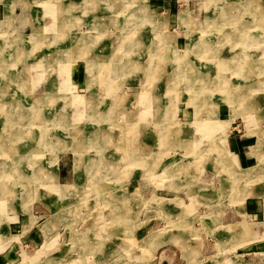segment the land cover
Instances as JSON below:
<instances>
[{
  "label": "rangeland",
  "instance_id": "1",
  "mask_svg": "<svg viewBox=\"0 0 264 264\" xmlns=\"http://www.w3.org/2000/svg\"><path fill=\"white\" fill-rule=\"evenodd\" d=\"M0 1L6 5L4 23L8 24L13 16V12L10 14L8 11L12 10L14 1ZM31 1L33 5L31 27H35L36 23L46 22V33L42 41L45 45L60 37L68 39L76 37L71 34L73 29L76 30V27L73 28L78 18L76 8L83 5L70 4V8H75L76 11L74 16H69L67 23L70 22L68 26L70 25L71 30L66 33L64 27L52 26L59 19L61 24L66 26L67 23L62 22V18L49 21L50 13H47L46 17L36 16L35 12L41 10L46 3L58 0ZM80 1L71 0V3ZM231 1L254 4L236 18L240 19L239 22L245 23L247 28L245 34L235 29L232 20L223 19L219 23L214 17L206 18L204 25L206 9L203 0H133V2L118 0L121 8L115 7L112 0L103 3L99 1L90 9L92 14L87 15L89 16L87 28L84 26L77 28L80 30L79 33H82L81 37L87 34L91 36L89 31L92 33L90 41V45H94L92 51L102 55L96 60L90 55L91 50L88 48L83 50V46L79 52H73L75 43L67 40L68 42L60 48L62 51L59 54L62 58H52L53 60L45 64V56H42L27 63L25 56L28 48L13 44L12 32L7 33V37L11 36V39L9 38V41L7 37L5 39L12 45H6L5 50L9 54L17 53L19 64L31 68L26 71L29 77L23 79L19 86L9 83L7 86L1 81L4 77L0 73V104H5L0 110V164L4 163L7 166L9 164L10 167L13 162L18 161L19 155L15 154V148L26 143L24 138L28 136L30 148L42 149L44 160L49 158L52 160L48 167L44 165L38 167L44 170L43 175L48 173L52 178L50 183L56 180L58 186L50 189L47 188L48 182L46 184L44 180H31L30 187L20 195L21 200L12 196L13 199L10 197L12 205L1 203L0 236H5V240L0 241V248L9 242L10 234L20 233V225L29 223L26 221L27 214L17 207L22 203L25 205L30 200L32 214L39 218L33 220L31 224L36 235L34 245L26 249L28 252L22 250L20 264H184V257L188 264H192V259L199 252L195 258L198 264H235L230 259H238L242 264H264L263 198L254 199L259 200L262 207L248 217L249 222L254 223V232L263 231L261 236L245 242V245H239L238 250L233 253L227 249L223 254V251L219 252L217 243L208 237L212 235L207 234L218 228L222 229L217 221L220 213L223 212L226 221L235 217L234 212L244 218L246 215L243 211L244 200L248 196L264 197V50H262L264 16L256 20L257 13L262 10L264 12V0H220L213 8L216 9L218 5ZM206 7H209L208 3ZM87 8L89 9V6L81 11L87 13L89 11ZM132 9L135 11L141 9L140 15L135 12L129 14L128 11ZM236 11L232 8L230 13ZM179 14L181 19L178 18ZM141 15L145 19L140 24L130 26L125 22L129 18L139 20ZM42 17L46 18L42 20ZM136 20L135 23L139 22ZM113 21H119L120 25L116 26ZM95 26L98 28L96 31L92 29ZM194 30L209 32L203 34L206 35V39L199 34L200 41L209 42L208 50L212 57L208 61L199 57L202 51H196V55L193 56L188 50L190 48L188 45L196 43L197 40H193L194 35L198 36ZM187 31L193 32V35ZM122 39L127 41H125L127 46H121L119 55L117 50ZM38 41L39 39L37 43ZM41 46L44 51L45 46ZM154 47L162 54L163 62L166 60L167 62L164 63L165 68L160 69V73L153 74L156 72L154 68L149 69L150 75H153L149 79L153 83H149L147 68L153 58L151 50ZM65 53L73 56L63 58ZM5 57H8L6 52ZM220 57L226 59V68L229 72L224 66H219ZM236 57L238 59L233 60ZM185 58L193 59L189 64L192 68L191 73L194 71L196 73L197 70L201 74L204 72L206 80L204 85L197 84L195 88L185 86L187 91L183 87L186 80L185 83L179 81L170 84L175 78L170 75V70H174L178 65L174 60ZM89 60L96 61L93 71L87 69L85 61ZM63 61L72 66L70 69L68 67L67 75L64 74ZM231 61H235L233 62L235 64ZM111 62L115 69L114 78L119 80L117 89L119 93L115 98L113 91L110 93L108 87L112 77ZM6 63L7 59H3L2 64ZM241 70L243 73L239 76ZM238 71L239 74H234ZM4 73L6 71H3ZM220 78L224 79L225 84L219 80ZM87 84L93 87L89 88L90 93L86 91ZM228 85L240 89L239 91L231 89L235 93L242 92L243 89L245 97L241 98L240 95L243 93H240L238 98L236 97L237 100L232 101L233 104L228 102L224 96ZM20 86L28 92L29 97L37 95L52 98L48 103L38 102V107L50 116H59V121L55 118L53 121L49 120L47 137L51 145L59 138L66 150L61 151L55 145L43 148L35 144V125L25 127L23 122L13 121L12 117L17 116L18 108L9 106L16 105L19 101L17 90L10 92V89ZM259 86L261 87L255 90ZM93 93L96 95L95 98H92ZM71 98L74 100L77 98L79 104ZM114 99L117 112L110 113V116L108 110L113 106ZM192 103L209 109L211 113L204 111L196 113ZM118 107H121L119 112ZM108 115L111 118L106 117ZM152 115L158 117L153 118ZM154 120L157 121L156 125ZM199 120H205L206 125L201 127ZM23 133L25 137L18 139L17 135ZM230 152L236 154L239 159L237 165ZM39 158L40 156H36L35 159ZM57 164L62 168L59 180ZM97 185L103 188V195L95 194ZM220 187H226V191L229 189L228 195L224 198L219 194ZM192 194L198 198L193 204L196 209L189 206ZM175 195L182 197V201L180 198H168ZM22 196L27 201L22 200ZM200 196L206 198L216 196L215 203L219 205L220 210L216 208L212 210L213 205L199 201L203 200ZM232 196L236 198L234 204L232 203L236 208L234 212L231 205L229 206ZM112 197L118 200V207L108 203L107 200ZM119 208L121 212L118 211ZM15 213V222L9 223L12 219L8 217ZM208 213L213 214L207 215ZM206 217L210 218V225L214 226V223H217L213 228L209 227L207 233L199 220ZM7 218V221H1ZM240 228L241 226L238 230ZM18 238L21 239L20 236ZM12 245L18 246V244L7 246ZM170 256L172 261L169 259ZM44 260L46 262H43ZM220 260L223 262L220 263ZM5 262L13 264V259Z\"/></svg>",
  "mask_w": 264,
  "mask_h": 264
},
{
  "label": "bare ground",
  "instance_id": "2",
  "mask_svg": "<svg viewBox=\"0 0 264 264\" xmlns=\"http://www.w3.org/2000/svg\"><path fill=\"white\" fill-rule=\"evenodd\" d=\"M83 1H85L84 2V4H82L83 3ZM99 1H101L102 3L103 2H106L107 0H81L79 3L78 2H76V3H74V2H72L71 3V5L72 6H79V5H83L82 7H83V9H85L86 7H88L89 6V9L87 8V10H89V11H87V13L88 14H90L91 13V11L92 10H90L97 2H99ZM123 1H125V0H121V2H123ZM204 1V5H205V9H206V15H205V20H204V25H205V22H206V18H209V19H211V18H213L214 17V19L215 20H217L219 23H220V21H222L223 19L225 20H227V21H234L233 23H234V25H235V29L238 31V32H242V33H244L245 34V32H246V30H247V28H245L246 27V25H245V23H242V22H239L240 21V19L239 20H237L236 18H239V16H240V14H241V12L242 11H244V10H247L248 8H249V6L251 5V4H253V3H250V4H240L239 2H227V3H225V4H220V5H218L217 6V8L216 9H214L213 8V6L216 4V2H219L220 0H203ZM55 2V1H54ZM132 2H133V0H132ZM224 2V1H223ZM52 1H50L48 4L46 3V5L44 6V7H41V10L39 9V10H36L35 12H37L36 13V16H40V15H43V16H46L47 17V13H50V16H48V18H49V21L50 20H56V19H59V17H58V13H56V6H53L52 5ZM112 3L114 4V6L115 7H118V8H121L120 6H121V3L120 2H118V0H112ZM208 3V8L206 7V4ZM131 4V3H130ZM136 4V3H135ZM51 5V6H50ZM70 5V6H71ZM254 5V4H253ZM258 5V4H257ZM48 6V7H47ZM110 6H112V5H110ZM211 6V7H210ZM123 7V6H122ZM25 8V7H24ZM61 8V7H60ZM74 8V7H73ZM127 8H129V7H127ZM138 8H140V7H138ZM142 8V7H141ZM209 8H212V10L211 11H209L210 9ZM232 8H235L237 11H236V13H234V12H231L230 13V11H231V9ZM247 8V9H246ZM264 8V7H263ZM71 9V8H70ZM114 9V8H113ZM130 9V8H129ZM255 9V8H254ZM118 10V9H117ZM141 10V9H140ZM140 10H134V9H132V10H130V11H128V10H126V12L125 13H127V11H128V13L130 14H132V13H139V15H140ZM214 10V11H213ZM27 11V10H26ZM69 12L67 13V18L70 16V15H73L74 16V14H75V11H76V9L74 8V9H72V11L71 10H68ZM145 11V10H144ZM213 11V12H212ZM263 11V10H262ZM261 11V12H262ZM10 14H11V12H13L11 9L8 11ZM28 12V11H27ZM255 12V11H254ZM253 12V13H254ZM260 12V13H261ZM115 13V12H114ZM118 13V12H117ZM260 13H257V18H256V20H259L260 19V16H264V12H262L261 14ZM92 14V13H91ZM145 14V13H144ZM111 16V15H110ZM142 17L141 18H139V20H136V19H134V18H129V20H126L125 22H128V24L131 26L132 24H140L141 23V21L143 20V19H145L144 18V16L143 15H141ZM46 17H42V20H44L43 18H46ZM130 17V16H129ZM39 18H41V17H39ZM108 18V17H107ZM232 18H234V19H232ZM124 19V18H123ZM262 19V18H261ZM10 20H11V18H10ZM132 20H134V21H132ZM135 20L136 21H139V22H136L135 23ZM262 20H264V17H263V19ZM68 21V20H67ZM67 21H64V23H67ZM57 23H54L52 26H53V28L54 27H64V25L63 24H61V22H60V19L58 20V21H56ZM63 22V21H62ZM124 22V21H123ZM216 22V21H215ZM70 22H68L67 24H66V26H68V24H69ZM113 23L116 25V26H118V25H120V23H119V21H113ZM210 23V22H209ZM232 23V22H231ZM257 23V22H256ZM255 23V24H256ZM263 23V22H262ZM75 24V23H74ZM100 24H102V22H100ZM260 24V23H259ZM258 24V25H259ZM121 25H123V24H121ZM128 25V26H129ZM250 25V24H249ZM248 25V26H249ZM70 26V25H69ZM74 26V25H73ZM97 26V25H96ZM94 27V28H92V29H94V31H96V29H98L97 27ZM45 27H46V22L44 23V24H42L41 22L40 23H36V25H35V27L33 26V28L32 29H30L31 30V34H28V35H26V36H22L21 38H22V42H24V43H26L27 44V42H28V38L30 39V37H33V36H35V35H38V36H40L39 37V41H38V43L37 44H39L40 43V45H43V46H45V50H44V55L43 56H45V60H44V62H45V64L46 63H48V62H50V60H53V59H57V58H62V55L61 54H59V52H61L62 50L60 49L61 48V45H64L65 43H67L68 41H70V42H73V43H75V46H74V48H73V52H79L80 51V47L81 46H83L82 45V42L84 41L83 40V38H81V32L79 33V30H77V28H75V27H73V28H75L76 30H72L73 32L71 33V34H74V36H76V37H74V38H66V37H60V38H57V40L56 39H54L53 41H51L50 42V44H48V42L46 43L47 45H45L42 41H44L43 39H44V35H45V31H46V29H45ZM206 28V27H205ZM213 28V27H212ZM249 29V28H248ZM205 30V29H204ZM204 30H197V31H195L196 33H198V36H196L195 37V35L193 36V40L195 41L196 39V43H194V42H192L190 45H188L190 48H188V50L190 51V53H192V55L194 56V55H196V51H202V53L199 55V57H201L203 60H205V61H208L212 56L210 55V52H209V50H208V44H209V42L207 43V42H205V41H200V38H199V34L201 35H203L205 32H203ZM191 31H193V30H191ZM199 31V32H198ZM205 31H207V30H205ZM134 32H135V30H134ZM188 32V31H187ZM195 32H194V34H195ZM201 32V33H200ZM20 33V32H19ZM189 34H191V35H193V32L192 33H190V32H188ZM248 33V32H247ZM205 34H209V32H207V33H205ZM254 35V34H253ZM30 36V37H29ZM123 36V35H122ZM205 36V39H206V35H203V37ZM209 36V35H208ZM248 36H250V35H248ZM13 37V36H12ZM160 37V36H159ZM202 37V38H203ZM247 37V36H246ZM16 38H17V36H16ZM123 38V37H122ZM163 38V37H162ZM204 39V38H203ZM228 39V38H227ZM235 39V38H234ZM239 39V38H238ZM254 39V38H253ZM33 40V39H32ZM68 40V41H67ZM93 40H94V38H93ZM117 40V39H116ZM17 40H15L14 39V42L13 43H15ZM126 40H124V39H122L120 42H119V45H118V50H117V53L120 55V49H121V46L123 45H126L127 43V41L125 42ZM134 41V40H133ZM164 43L163 44H165V41H166V38H164ZM234 41V40H233ZM159 42V41H158ZM32 43V42H31ZM137 43V42H136ZM249 43V42H248ZM193 44V45H192ZM245 44H246V42H245ZM19 45V44H18ZM129 45V44H128ZM141 45V44H140ZM243 45V44H242ZM94 46V45H93ZM127 46V45H126ZM161 46V45H160ZM165 46H167V45H165ZM246 46V45H245ZM68 47V46H67ZM133 47H134V45H133ZM137 47V46H136ZM247 47V46H246ZM250 47V46H249ZM153 48V47H152ZM167 48V47H166ZM187 48V47H186ZM185 48V49H186ZM225 49V48H224ZM11 50V49H10ZM161 50V49H160ZM167 50V49H166ZM237 50V49H236ZM28 51H29V49H28ZM28 51L26 52V56H25V58L27 59V54H28ZM66 51H67V49H66ZM70 53H71V51H69ZM68 52V53H69ZM84 52V51H83ZM151 52H152V57L153 58H151L152 60H151V62H150V65H148V68H147V70H148V77H147V80H148V82L149 83H153V82H150L149 81V79L150 78H152L151 76H153L152 74L150 75V68H154V70L156 71L155 73H153V74H156V73H160V69L161 70H163L164 68H165V66H164V63H166L167 62V60L166 61H164L163 62V60H162V58H161V56H162V54L160 53V51H158L157 50V48L156 47H154V49H152L151 50ZM216 52V51H215ZM226 52V51H225ZM2 53V52H1ZM6 53L7 54H9V52H7L6 51ZM46 53V54H45ZM116 53V52H115ZM83 54V53H82ZM114 54V53H113ZM175 54V53H174ZM245 54V53H244ZM70 54H64L63 55V58H64V56L66 57V58H68V56H69ZM91 55V54H90ZM192 55H191V57H192ZM73 56V54H71L70 55V57H72ZM102 56V55H101ZM232 56V55H231ZM242 56V55H241ZM1 57V56H0ZM97 59L99 58V55H97V56H95ZM143 57V56H142ZM230 57V56H229ZM262 57V56H261ZM53 58V59H52ZM95 58V59H96ZM252 58V57H251ZM3 59V58H2ZM7 59V63L6 64H2V60L0 59V73L3 75V77H4V80H1L2 82H4V83H6L7 84V86H8V83L10 84V85H18L19 86V84L21 85V82H23L24 80H25V78H28L29 77V73L27 72L26 73V71H28L31 67H27V66H24V65H22V63H20L19 64V62H18V59H19V55L18 54H15V53H10L9 55H8V57L6 58ZM190 59H191V61H190ZM185 58V59H177V60H174V61H176V63L178 64L177 65V67L174 69V70H170V75L172 76V77H174L175 76V78H174V80H173V82H170V84H174V82L175 83H178L179 81H181V82H183V83H185V80H186V83H187V81L188 80H190L191 82H188L187 84L185 83V85H183V83H182V85H183V87H184V89L187 91L188 89L185 87V86H187V87H190V89L191 88H195L196 87V85L197 84H202V85H204L206 82H204V81H206L205 79H204V72H202V74H201V72L199 71V70H197V72L195 73V71L193 72V73H191V71H192V68L191 67H189V64L193 61V59L192 58ZM200 59V58H199ZM238 59V57H236L235 59H233V60H237ZM47 60V61H46ZM225 58H222V57H220V58H218V64H219V66H224L225 67V70L226 71H228L229 72V69H227L226 68V62H225ZM232 60V59H231ZM239 60H241V58L239 57ZM245 60V59H244ZM249 60H250V58H249ZM149 61H150V59H149ZM202 61V60H201ZM235 61H233V62H235ZM40 61H38V63H39ZM44 62H42L41 64L43 65V63ZM94 62V61H93ZM98 62H99V60H98ZM97 62V63H98ZM168 62H169V60H168ZM232 62V61H231ZM232 62V63H233ZM246 62V61H245ZM244 62V63H245ZM100 63V62H99ZM248 62H246V64H247ZM257 63V62H256ZM127 64V63H126ZM125 64V65H126ZM131 64H132V62H131ZM233 64H235V63H233ZM128 65H130V64H128ZM194 65V64H193ZM245 65V64H244ZM133 66V65H132ZM248 66V65H247ZM254 66V65H253ZM121 67V66H120ZM119 67V68H120ZM243 67V66H242ZM263 67V66H262ZM248 68V67H247ZM12 69V70H11ZM117 69V68H116ZM178 69V70H177ZM237 69V68H236ZM257 69H258V67H257ZM10 70L12 71V73L10 72ZM194 70V69H193ZM3 71H6V73H4L3 74ZM8 71V72H7ZM58 71V70H57ZM222 71H224V70H222ZM243 71H245V70H243ZM247 71V70H246ZM245 71V72H246ZM122 72V71H121ZM231 72V71H230ZM207 73V72H206ZM239 74V71L238 72H234V74ZM241 74H239V76H241L242 75V70H241V72H240ZM231 74V73H230ZM158 75V74H157ZM257 76H258V74H256ZM195 76V77H194ZM158 77V76H157ZM160 77V76H159ZM24 79V80H23ZM157 79V78H156ZM167 79V78H166ZM230 79V78H229ZM258 79V78H257ZM168 80V79H167ZM209 80H211V79H209ZM220 81H222V83H224L225 84V81H224V79L223 78H220L219 79ZM248 80V79H247ZM250 80V79H249ZM212 81V80H211ZM253 81V80H252ZM255 81V80H254ZM253 81V82H254ZM216 82H218L217 80H216ZM167 83V82H166ZM207 83H209V81L207 80ZM222 85V84H221ZM259 85V84H258ZM262 85V84H261ZM241 86V85H240ZM257 86V85H256ZM182 87V88H183ZM242 87V86H241ZM261 86H259V87H257V88H255V90L256 89H258V88H260ZM205 88V87H204ZM27 89V88H26ZM183 89V90H184ZM211 89H213L212 87H211ZM226 91H225V93H224V96H225V98H226V100L228 101V102H231L232 104H233V102L232 101H234V99L235 100H237V96L240 94V93H243L242 95H240V97L242 98V97H245L244 96V90L242 89V92H239V93H235L233 90L231 91V89H237L238 91L240 90V89H238V87H236V88H231V86H226ZM17 90V93H18V96H17V99H18V101H19V103H17L16 105H10L9 107H13V106H15L16 108H18V111L16 112V114H17V116H14V117H12L13 118V121L16 123L17 121L18 122H23L22 124L26 127V126H29V125H35L34 127H36V135H35V137H36V140H35V144H37V145H40V146H43V148H45V147H51V146H53V145H55L56 146V148H58L59 150L61 149V151L62 150H66L64 147H65V145H61V144H63L62 143V141L58 138V140L55 142V144H50L49 143V140H48V137H47V135H48V133H49V131H48V126H49V120L50 121H53V120H57V121H59V116H56V117H53V116H50V115H48V113L47 112H44L43 110H41L39 107H38V104L39 103H45V102H50L51 101V97H48V96H45V97H42V96H34V97H29L28 95L29 94H27L28 92L23 88V87H19V88H14V89H10V92H15ZM236 90V91H237ZM252 90V89H251ZM250 90V91H251ZM255 90H253V91H255ZM219 91V90H218ZM247 91V90H246ZM253 91H252V93H253ZM3 93V92H2ZM250 93V92H249ZM4 94V93H3ZM75 96V95H74ZM68 97V96H67ZM80 97V96H79ZM237 97V98H236ZM8 98V97H7ZM69 98V97H68ZM72 99V98H71ZM74 102L76 101L77 102V104H79V100L76 98L75 100L74 99H72ZM244 100V99H243ZM80 101H81V99H80ZM240 101H241V99H240ZM6 102V101H5ZM10 102V101H9ZM39 102V103H38ZM83 102V101H82ZM112 105L114 106H110V108H109V110H108V114H110V113H112L113 114V112H117V108H115V105H116V101H115V99L114 100H112ZM205 102V101H204ZM235 102V101H234ZM5 105V104H4ZM4 105H2V103L0 104V110L4 107ZM192 105H194L195 106V108H196V113H199V112H206V113H211L210 111H209V109H206V108H201L200 107V105H197L196 103L194 104V103H192ZM46 106V105H45ZM6 107V106H5ZM8 107V108H9ZM148 107V106H147ZM114 108V109H113ZM201 108V109H200ZM119 109H120V111H121V107H118V112H119ZM14 110V109H13ZM17 110V109H16ZM3 112V111H2ZM3 113H5V112H3ZM6 114V113H5ZM154 114V113H153ZM1 115V114H0ZM12 115H13V113H12ZM123 115V114H122ZM3 116H5L6 117V115H4L3 114ZM46 116V117H45ZM110 116H111V114H110ZM109 115L108 116H106V117H109V118H111ZM152 117L153 118H156V117H158V116H156V115H152ZM41 118V119H40ZM55 118V119H54ZM4 119V118H3ZM10 120V119H9ZM95 120H97V118H95ZM99 120V119H98ZM156 122L157 121H155L154 120V124L156 125ZM61 123H62V120H61ZM199 123H200V125H201V127H202V125H206V123L207 122H205V120L204 121H200L199 120ZM9 124V123H8ZM209 124V123H208ZM4 125V124H3ZM44 125H46L45 127H43ZM64 125V124H63ZM199 125V124H198ZM200 125H199V127H200ZM60 126V125H59ZM200 127V128H201ZM207 127H209V126H207ZM206 127V128H207ZM4 128V127H3ZM212 128V127H211ZM203 129V128H202ZM197 130V129H196ZM69 132V131H68ZM11 133V131L9 132V136L11 135L10 134ZM13 133V132H12ZM5 134V133H4ZM68 134V133H67ZM25 134L23 133V134H19V135H17V138L18 139H20L22 136H24ZM95 135V134H94ZM14 136V135H13ZM68 136V135H67ZM25 137V136H24ZM100 137V136H99ZM74 138V137H73ZM14 140V139H13ZM24 140H26V143H24L23 145H21V146H19L18 148H15V154L18 156L19 155V157H18V161H15V162H13L12 163V165L9 167V164H8V162H7V164H8V166L6 165V164H0V205H1V203L4 205V204H10V197L12 198V196L14 197V198H16V199H18V198H20V195H22L23 194V191L24 190H26V188H28V187H30L29 185L31 184V180H38V181H43V182H45L46 184H47V182H48V187L47 188H54L55 186L57 187L58 186V184H56V180H55V182L54 183H50V181H52L51 179V177L48 175V173L46 174V175H43V171L44 170H42L40 167H38L39 165H44V166H46V167H48V164H52V160L49 158V159H47L46 161L44 160V158H43V150L41 149H39V150H35V149H32V148H30V139H29V137L27 136V138L25 137L24 138ZM66 140V139H65ZM93 140H95V139H93ZM93 140H92V142H93ZM67 141V140H66ZM70 141V140H69ZM72 142V141H71ZM68 143V142H67ZM94 143V142H93ZM92 143V144H93ZM72 144V143H71ZM73 144H74V141H73ZM88 144V143H87ZM1 147V146H0ZM2 147H4V148H7V147H5V146H2ZM3 150V149H2ZM5 150V149H4ZM71 150V149H70ZM123 151H124V149H123ZM130 153V152H129ZM197 153V152H196ZM2 154H4V151H3V153ZM8 155V154H7ZM7 155H5L6 157H7ZM82 155V154H81ZM36 156H40V158L39 159H35L36 158ZM57 156V155H56ZM79 157V156H78ZM133 158V157H132ZM118 159V158H117ZM137 159V158H136ZM135 159V160H136ZM132 160V159H131ZM139 160H140V158H139ZM77 161H79V160H77ZM102 161V160H101ZM100 161V162H101ZM136 162V161H135ZM91 163V162H90ZM137 163V162H136ZM101 164V163H100ZM111 165V164H110ZM119 165V164H118ZM147 165V164H146ZM37 166V167H36ZM100 166V165H99ZM112 166V165H111ZM110 166V167H111ZM117 166V165H116ZM123 167V166H122ZM10 168V169H9ZM114 168V167H113ZM110 169H112V168H110ZM116 169V168H115ZM114 170V169H113ZM107 171V170H106ZM119 172V171H118ZM109 174V173H108ZM105 175V174H104ZM9 177H10V180H9ZM53 177V176H52ZM124 178V177H123ZM126 178V177H125ZM55 179V178H54ZM125 180V179H124ZM37 181V182H38ZM96 182V180H93V182ZM98 181V180H97ZM121 181H122V179H121ZM73 185V184H72ZM96 187V190H95V194L96 195H99L98 193H100V194H102L103 195V193L102 192H104L103 191V188H101L100 186H95ZM49 189V190H50ZM62 191H63V189H62ZM63 193H64V191H63ZM105 195V194H104ZM98 197V196H97ZM127 197V196H126ZM13 199V198H12ZM95 199V198H94ZM120 199V198H119ZM122 200V199H121ZM108 201V203H111L112 205H116L117 207H118V200L116 199V198H114V197H112V198H109V200H107ZM123 202V201H122ZM121 202V203H122ZM123 205V204H122ZM105 206V205H104ZM110 206V205H109ZM121 206V205H120ZM118 211L119 212H121V209L119 208L118 209ZM126 213V212H125ZM115 214V213H114ZM174 217V216H173ZM178 221H179V219H178ZM181 223V222H180Z\"/></svg>",
  "mask_w": 264,
  "mask_h": 264
},
{
  "label": "crops",
  "instance_id": "3",
  "mask_svg": "<svg viewBox=\"0 0 264 264\" xmlns=\"http://www.w3.org/2000/svg\"><path fill=\"white\" fill-rule=\"evenodd\" d=\"M13 1H14L13 2V6H12L13 16H12V19L9 21L8 24L4 23V12L6 10V5H5V3L3 1H0V48L2 49V51H0V56H1L0 59L1 60L6 59V57H5V52H6L5 46L6 45L10 46V45H12V43L10 42V44H8V42L5 39V37H7V33L8 32H12L13 39L17 40L13 44L17 43V45L19 44V46H26L29 49V51L27 50L28 54H27L26 62L27 63L30 62V61L33 62V60L39 59V58H41L44 55L43 47L41 45H39L40 43L37 44V39H39V38H37L36 36L30 37V39L28 38L27 44L21 41L22 40V38H21L22 36H26L28 34H31V30L30 29H32L31 28V21H32V18H33V16H32V12H33L32 7H33V5L31 3L32 1L31 0H28V1H26V0H13ZM47 1H49V0H47ZM70 4H71V0H58V1H55V2L52 3V5L56 6V8H57L56 10H57V13H58L57 15H58V17L62 18L61 21H63V19H64V21H67V20L69 21L70 18L69 17L67 18V13L69 12L68 10H70ZM76 9H77V17L78 18L76 19V23L74 24L73 27H76V28H80V26L86 27L87 21L89 20V16H87V15H89V14L88 13H83L81 11L83 9L82 6L81 7H77ZM71 11H72V9H71ZM180 14L178 16L179 19H181L180 18ZM28 29H29V31H27ZM68 30L70 31L71 27L64 26V32L67 33V32H69ZM87 31H89V30L87 29ZM89 33H90L91 36H89L87 34V35H85V36L83 35L81 37L84 40L82 42L83 50L87 49V48L90 49L91 50L90 51L91 55L93 56V58H96L95 56H97V55L101 56V55H100L99 52L92 51L93 46L90 45V41L92 39V33L90 31H89ZM16 36H17V38H16ZM9 38L11 39V36L7 37L8 41L10 40ZM34 48H35V50H34ZM262 50H264V49H262ZM16 51L18 52L19 50H16ZM15 54H17V53H15ZM101 54H103V53H101ZM8 55L9 54H7V56ZM63 62H64L63 63L64 64V66H63L64 74L67 75V72L69 71L68 67L70 69L72 66L69 63L67 64V61H63ZM95 62L96 61L93 62V61H90V60L87 61V62L85 61V63H87L88 71L89 70L93 71L95 69L94 68V67H96V63ZM110 64H111V68L110 69H111V72H112V77H111V82H109L108 87H109L110 93L113 91L112 94H114L113 97L115 98L118 95V93H119L118 90H117L119 88L118 87L119 86V84H118L119 80H115L117 78H114V74H113V72L115 71V69L113 67L114 65L112 64V62ZM86 87H87L86 91L90 93V89L89 88L90 87L93 88V87L90 86L89 84H87ZM93 96L94 97H92V98L96 97V95L94 93H93ZM89 116H91V115H89ZM226 123H227V121H226ZM252 152H253V149H252ZM231 154H232L231 158L233 159L234 163H236V165H237V162L239 161V159H237L236 154L235 155L233 153H231ZM56 168H57V173H58L57 178L59 180V178H61V176H62V173H61L62 168H60V166L58 164H57ZM222 182L223 181H221V184H222ZM58 183H60V182L58 181ZM38 184H39V186H41L40 183H38ZM221 184H220V186H221ZM224 185H226V184H224ZM219 191H220L219 194L221 195V198H224V196L226 197L228 195L227 193H228L229 189H228V191H226V187H224V188L220 187ZM184 192L186 194L185 190H184ZM186 196H187V194H186ZM191 196H193V197H192V201H191V199H189L190 200L189 206L191 208H195L193 204L196 203L198 198L195 195H193V194ZM200 197L203 200H199V201H204L205 203L213 205L212 210H214L215 208H216V210H220V209H218L219 205L217 203H215L217 201L216 196H214V197L210 196L209 198L202 197V196H200ZM168 198H180L181 201H182V197H180L178 195L177 196L175 195V196H172V197H168ZM231 198H232L230 200L231 204H229V206L231 205L230 207L233 209V212H234V210L236 208H235L234 205H232V203L234 204V201H236V198L234 196H232ZM255 198H257V199L258 198H263L264 199V197H262V196H253V197L248 196L244 200L243 211L246 214L244 218L240 217L238 215V213L234 212V214H235L234 216L235 217L233 219L231 218L230 221H226L225 218H223V212L220 213V216L218 217L217 221L220 224V226L222 227V229L218 228L215 231H212L211 233H207V229L209 227L213 228L215 226V224H217V223H214V226H213V224L210 225V223H209L210 222V218L209 217H206L203 220L199 219L201 221V226L203 227L204 231L208 235H212V236H208V237H211L213 239V241L215 243H217L216 246L218 247L219 252L223 251L224 252L223 254H225V252L228 249V251H230V252L232 251V253H233L234 251L238 250L237 248H238L239 245L244 244L245 242H248V241H252L253 239H256L258 236L262 235L263 231L260 232V233L259 232L257 233L256 231L255 232L253 231L254 223H250L249 220H248V217L252 216L253 212L260 210L261 207H262V205H260V201L259 200H255L254 201ZM18 199L21 200V197L18 198ZM226 199L229 200V198H226ZM15 200H14L13 204L15 203ZM22 200H26V199L23 197ZM212 203H214V204H212ZM182 204H185V203H182ZM10 205H12L11 202H10ZM30 205H31V201L30 200H29L28 203H25V205H23V203L18 205L17 209L22 211L23 213L27 214L26 215L27 216L26 221H29V223H24V224L20 225V228H21L20 233L19 234H15V235L10 234L11 239L9 240V242L6 243L3 246V248H0L1 249L0 250V264H7L5 261L9 260V259H13V264H20L21 260L19 259V257H21L22 250H25V252H28V251H26V249L28 247L29 248L33 247V245H34L33 240H34L36 235L34 234V229H32L31 224L33 223V220H36L39 217H37L34 213L32 214L33 210H31V208H30L31 206ZM21 206H22V208H21ZM26 206H27V208H26ZM29 208H30L31 211L29 210ZM233 212H231V213H233ZM209 214H213V213H208L207 215H209ZM207 215H203V216H207ZM8 218L12 219V220H10L9 223L13 224L15 222L16 213L14 215H12V216H9ZM8 218L5 219V220H1V221H7ZM189 222H191V220ZM21 223H22V221H21ZM8 224H7V229H9L8 228ZM239 226H241V228L238 230ZM221 230H223V232ZM234 230H236V231H234ZM17 235L20 236L21 239H19ZM12 237H13V240H12ZM1 240L4 241L5 240V236H0V241ZM199 243H200V247H201V244H202L201 240L199 241ZM9 244H15V245L18 244V246L12 245V247L11 246L8 247L7 245H9ZM199 254H200V252L197 254V256ZM197 256L192 259L193 260L192 264H198V260H195V258H197ZM236 257H237V255H236ZM169 259L172 261V256H170ZM183 260H185L184 264H188V261L185 259V257L183 258ZM236 260L238 261V259H234V260L230 259V261H233L235 264H242L241 261L237 262ZM43 262H46V261L44 260ZM219 262L222 263L223 260H220ZM224 262H226V260H224Z\"/></svg>",
  "mask_w": 264,
  "mask_h": 264
}]
</instances>
